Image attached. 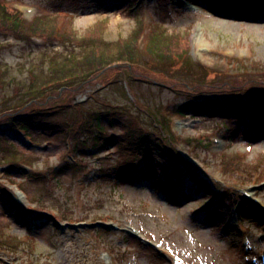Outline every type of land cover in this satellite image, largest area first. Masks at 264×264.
Returning a JSON list of instances; mask_svg holds the SVG:
<instances>
[{
    "label": "rangeland",
    "instance_id": "obj_1",
    "mask_svg": "<svg viewBox=\"0 0 264 264\" xmlns=\"http://www.w3.org/2000/svg\"><path fill=\"white\" fill-rule=\"evenodd\" d=\"M234 1L0 0V264H264V0Z\"/></svg>",
    "mask_w": 264,
    "mask_h": 264
},
{
    "label": "trees",
    "instance_id": "obj_2",
    "mask_svg": "<svg viewBox=\"0 0 264 264\" xmlns=\"http://www.w3.org/2000/svg\"><path fill=\"white\" fill-rule=\"evenodd\" d=\"M225 2H226V6L222 9H226V10L227 9L232 10L236 4L235 1H233V0H230V1L226 0ZM170 39H171V37H164V39L163 38L160 39L158 37H155L154 40L151 42L149 49H156L157 53L161 54V56L164 59L171 58V57L175 56L176 53L174 51H171L168 48L169 44H170V41H169ZM119 54L122 56L118 57L114 60V58L109 54V52H106L103 50L94 52L93 49H91L90 53L84 54V56H83L84 60H81L78 62L80 64L86 62L90 65V67L84 66V71L82 73H76V74H74V76H78L80 74L88 73V69H91V68H92V70L90 71V74L93 75V74H95V73H97V72H99V71H101V70H103V69H105L111 65H115L116 63H120V62H123L126 60L131 63L133 61L132 57L135 54V48H134V46L131 47L130 44L125 43L123 46V49H120ZM184 55H186V53H183V56ZM110 59H112V60H110ZM57 71H59V68ZM190 105H191V107H189V108L192 109L193 111L201 109V107L194 108L193 102H191ZM236 107H239V108H236L234 110H240V108H242V110H245V108H246V107L239 106V105H237ZM209 108H210V110L211 109L214 110V106H210ZM215 108H220L221 110H225V111L233 110L230 106L226 107V108L224 106H219V107H215ZM253 111H254V109L251 108V112L248 113L252 120L255 119V116H254L255 113H253ZM38 113H39L38 111H34L31 113H27L24 116L22 115L24 113H20V114L14 115V116L10 117L9 119L5 120L4 124H7L8 126L15 125L14 127L16 129H18V130H16L17 132L20 129H22L23 131H28V126L26 124V120H30L31 118L36 116V114H38ZM19 118L23 119L22 122H17L18 121L17 119H19ZM256 121L258 122V120H256ZM161 126H163V125H161ZM256 129L257 128H253V126H250V124H249L248 128L246 130V133L251 134L252 132H256ZM172 144L175 146L176 143L175 142L172 143V141L170 140V142H168V145H169V148L172 149V152H174V153H171L172 155H168L166 157V159L164 157V160H170L168 164H171V166L167 170L163 169V168L161 169V172H165V177H166L165 183L172 182V177H175L173 180H177V181L180 180L181 175H180V173H177L176 170L177 169H183L186 166L190 165L189 163L187 164V158H185L183 155L175 153V152H177L176 151L177 149H174ZM132 153L134 154V152H132ZM162 155L165 156V154H162ZM159 159H160V161H162L163 157H161ZM169 190H170L171 194H175L174 189H169ZM215 204L216 203L213 201L207 207H205V209L211 210L215 206ZM242 212L256 213L257 211H256V208L254 206L248 205L245 208H242ZM21 213H22V211L20 212V214ZM23 217H26V215H23Z\"/></svg>",
    "mask_w": 264,
    "mask_h": 264
}]
</instances>
